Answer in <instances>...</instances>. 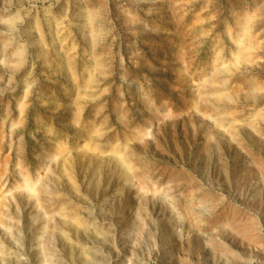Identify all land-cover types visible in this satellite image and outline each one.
Masks as SVG:
<instances>
[{
	"label": "rangeland",
	"instance_id": "374dc122",
	"mask_svg": "<svg viewBox=\"0 0 264 264\" xmlns=\"http://www.w3.org/2000/svg\"><path fill=\"white\" fill-rule=\"evenodd\" d=\"M0 264H264V0H0Z\"/></svg>",
	"mask_w": 264,
	"mask_h": 264
}]
</instances>
